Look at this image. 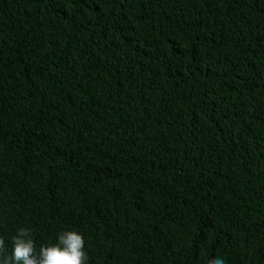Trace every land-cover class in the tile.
<instances>
[{
  "label": "trees",
  "instance_id": "obj_1",
  "mask_svg": "<svg viewBox=\"0 0 264 264\" xmlns=\"http://www.w3.org/2000/svg\"><path fill=\"white\" fill-rule=\"evenodd\" d=\"M20 228L264 264V0H0V264Z\"/></svg>",
  "mask_w": 264,
  "mask_h": 264
},
{
  "label": "clouds",
  "instance_id": "obj_2",
  "mask_svg": "<svg viewBox=\"0 0 264 264\" xmlns=\"http://www.w3.org/2000/svg\"><path fill=\"white\" fill-rule=\"evenodd\" d=\"M11 242V260L7 264H86L84 236L75 231H63L57 243H49L36 249L28 228H20ZM5 241L0 238V247ZM208 264H226L225 259L216 257Z\"/></svg>",
  "mask_w": 264,
  "mask_h": 264
}]
</instances>
